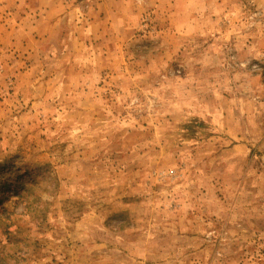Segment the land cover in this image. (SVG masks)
<instances>
[{"label":"rangeland","instance_id":"rangeland-1","mask_svg":"<svg viewBox=\"0 0 264 264\" xmlns=\"http://www.w3.org/2000/svg\"><path fill=\"white\" fill-rule=\"evenodd\" d=\"M0 264H264V0H0Z\"/></svg>","mask_w":264,"mask_h":264}]
</instances>
